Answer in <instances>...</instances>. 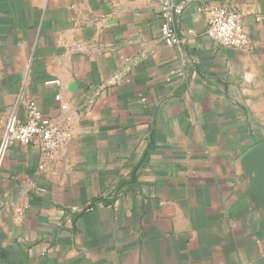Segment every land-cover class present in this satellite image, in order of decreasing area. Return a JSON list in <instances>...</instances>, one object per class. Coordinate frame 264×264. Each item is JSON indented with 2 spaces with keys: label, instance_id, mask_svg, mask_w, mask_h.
<instances>
[{
  "label": "crops",
  "instance_id": "crops-1",
  "mask_svg": "<svg viewBox=\"0 0 264 264\" xmlns=\"http://www.w3.org/2000/svg\"><path fill=\"white\" fill-rule=\"evenodd\" d=\"M29 99L70 137L7 150L0 264H264V0H0V143Z\"/></svg>",
  "mask_w": 264,
  "mask_h": 264
},
{
  "label": "built area",
  "instance_id": "built-area-1",
  "mask_svg": "<svg viewBox=\"0 0 264 264\" xmlns=\"http://www.w3.org/2000/svg\"><path fill=\"white\" fill-rule=\"evenodd\" d=\"M181 12V6L173 5L169 1L164 3L161 11L163 21L161 39L168 46H176L180 42L176 16ZM206 32L225 48H245L251 43L241 14L226 7H212L208 10ZM62 108L66 109L67 105H62ZM69 137V126L58 124L41 110L35 100L29 99L26 102V117L20 119L13 111L4 124L0 143V167L7 150L16 142L22 144L36 142L45 159L54 157L68 142ZM44 159L40 164L42 169L45 168ZM17 211L21 212V209Z\"/></svg>",
  "mask_w": 264,
  "mask_h": 264
}]
</instances>
